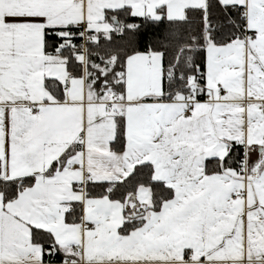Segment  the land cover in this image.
Returning <instances> with one entry per match:
<instances>
[{
	"label": "snow or ice",
	"instance_id": "snow-or-ice-1",
	"mask_svg": "<svg viewBox=\"0 0 264 264\" xmlns=\"http://www.w3.org/2000/svg\"><path fill=\"white\" fill-rule=\"evenodd\" d=\"M0 264H264V0H0Z\"/></svg>",
	"mask_w": 264,
	"mask_h": 264
}]
</instances>
